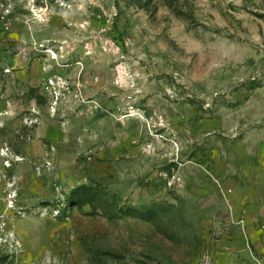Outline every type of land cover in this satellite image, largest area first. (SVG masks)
Masks as SVG:
<instances>
[{"label": "rangeland", "instance_id": "1", "mask_svg": "<svg viewBox=\"0 0 264 264\" xmlns=\"http://www.w3.org/2000/svg\"><path fill=\"white\" fill-rule=\"evenodd\" d=\"M68 2L0 0V264H264V0Z\"/></svg>", "mask_w": 264, "mask_h": 264}, {"label": "crops", "instance_id": "2", "mask_svg": "<svg viewBox=\"0 0 264 264\" xmlns=\"http://www.w3.org/2000/svg\"><path fill=\"white\" fill-rule=\"evenodd\" d=\"M261 140H257L254 145V147L257 145L254 152L255 150L259 151V156L251 158L252 162L249 164V170L247 172H245L246 170L243 171L246 175L240 174L245 185L242 186L240 182L239 189L241 190L237 192L242 193L240 195L243 196L239 202L235 200V203L238 202L239 208H232L234 211L233 217L235 218V215L236 218L240 216L244 223L248 225H264V139ZM251 155L253 154L251 153ZM245 176H248V179L245 180ZM237 187L235 186L234 189H237Z\"/></svg>", "mask_w": 264, "mask_h": 264}, {"label": "built area", "instance_id": "3", "mask_svg": "<svg viewBox=\"0 0 264 264\" xmlns=\"http://www.w3.org/2000/svg\"><path fill=\"white\" fill-rule=\"evenodd\" d=\"M43 1L45 3L41 5V11L45 13L49 9V6H48V1L49 0H43ZM55 2L61 8H65V7H68L69 6L68 0H55ZM46 51H47L48 54H51V58L52 59H57V58H53V56H56L57 57V53L55 51H53L51 49H47ZM137 110L138 109L135 108L134 105H130L129 108L127 109V115L135 114V112ZM3 152H4V150L2 151V153ZM11 192H9L8 195H7V197H8L9 200H11V198L13 197Z\"/></svg>", "mask_w": 264, "mask_h": 264}, {"label": "bare ground", "instance_id": "4", "mask_svg": "<svg viewBox=\"0 0 264 264\" xmlns=\"http://www.w3.org/2000/svg\"><path fill=\"white\" fill-rule=\"evenodd\" d=\"M54 58H56V56H53ZM53 83V82H52Z\"/></svg>", "mask_w": 264, "mask_h": 264}]
</instances>
